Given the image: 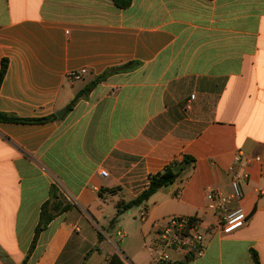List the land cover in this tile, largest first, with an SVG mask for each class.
<instances>
[{
  "label": "crops",
  "instance_id": "1",
  "mask_svg": "<svg viewBox=\"0 0 264 264\" xmlns=\"http://www.w3.org/2000/svg\"><path fill=\"white\" fill-rule=\"evenodd\" d=\"M4 59L0 111L56 118L0 121V264H155L157 224L172 215L198 218L206 240L204 255L172 261L256 264L255 251L264 264V161L239 168L244 195L228 204L244 227L223 234L207 198L232 194L238 151L264 158V0H0ZM185 154L195 162L123 230L117 203ZM53 186L71 206L31 250Z\"/></svg>",
  "mask_w": 264,
  "mask_h": 264
},
{
  "label": "built area",
  "instance_id": "2",
  "mask_svg": "<svg viewBox=\"0 0 264 264\" xmlns=\"http://www.w3.org/2000/svg\"><path fill=\"white\" fill-rule=\"evenodd\" d=\"M86 72L82 70H72L67 77L70 79H80ZM195 98L192 94L187 100L185 108L191 109V101ZM252 161L263 162L264 158L260 155L252 156L243 151H238L233 163L229 166V173L232 175L231 186L232 194L226 195L219 191H207V198L212 205L221 211L222 223L221 232L231 234L244 227L249 217L242 206L235 209H228L231 199H242L244 191L241 184L239 168ZM103 176H108L106 170H101ZM157 240L155 243V264H168L172 261L170 250H177L184 256L199 257L206 251L205 235L200 227V221L196 217L172 215L157 224Z\"/></svg>",
  "mask_w": 264,
  "mask_h": 264
},
{
  "label": "trees",
  "instance_id": "3",
  "mask_svg": "<svg viewBox=\"0 0 264 264\" xmlns=\"http://www.w3.org/2000/svg\"><path fill=\"white\" fill-rule=\"evenodd\" d=\"M117 6L120 8H126L130 6L132 0H113ZM124 67H116L110 68L102 75L98 76L95 80L89 83L83 90H81L75 101L85 93H88L99 81L105 79L110 73L118 71ZM8 69V61L6 59L3 60L2 66L0 69V87L5 77V74ZM73 101V104L74 102ZM51 118H56L55 115L42 117V118H21L15 115H11L8 113H4L0 111V121L1 122H44L50 120ZM195 158L185 154L180 159L174 160L171 164L167 165L163 170L158 171L150 176V182L148 187L143 190L136 198L125 201L120 200L117 203L118 213L117 217L122 214L123 212L139 206L150 199V197L157 192L159 189L168 186L175 182L186 170L187 166L195 162ZM69 203H65L60 194L57 191V188L53 186L51 188V193L49 199L42 205L41 213H40V220L35 230V237L31 246V250L34 248L36 240L40 234V232L45 229L48 224L53 220V218L58 214L59 211H65L70 208ZM116 219V218H115ZM253 259L256 264H261L259 261L258 254L253 251L252 252ZM190 257V256H189ZM26 262V261H25ZM24 264V263H23ZM108 264H125L121 257L118 254H114L108 261ZM168 264H184V261H173Z\"/></svg>",
  "mask_w": 264,
  "mask_h": 264
},
{
  "label": "rangeland",
  "instance_id": "4",
  "mask_svg": "<svg viewBox=\"0 0 264 264\" xmlns=\"http://www.w3.org/2000/svg\"><path fill=\"white\" fill-rule=\"evenodd\" d=\"M84 84L85 83L83 81L77 82L76 89H80ZM138 208H139L138 206L132 208L131 209L132 210V214H130L129 211H126L125 213H123L120 216V218H119L120 222L123 221V225H122L123 230H130L134 226V224H135L134 221H136V219L139 218V217L136 216L137 213H138ZM114 238L116 239L115 236H114ZM122 245H123V241L119 243L120 247H122Z\"/></svg>",
  "mask_w": 264,
  "mask_h": 264
},
{
  "label": "water",
  "instance_id": "5",
  "mask_svg": "<svg viewBox=\"0 0 264 264\" xmlns=\"http://www.w3.org/2000/svg\"><path fill=\"white\" fill-rule=\"evenodd\" d=\"M65 110H66V109H64L63 111H59V112H57V115H58V116H62V115H63V112H65Z\"/></svg>",
  "mask_w": 264,
  "mask_h": 264
}]
</instances>
